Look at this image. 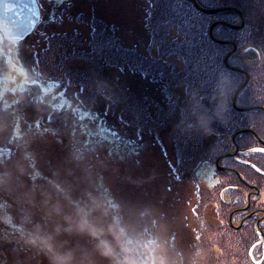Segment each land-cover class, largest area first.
I'll list each match as a JSON object with an SVG mask.
<instances>
[{
	"label": "rangeland",
	"instance_id": "obj_1",
	"mask_svg": "<svg viewBox=\"0 0 264 264\" xmlns=\"http://www.w3.org/2000/svg\"><path fill=\"white\" fill-rule=\"evenodd\" d=\"M37 1L41 19L29 36L14 44L0 31L2 44L7 46V58L4 53L0 61V264H56L57 254L63 256L55 247L61 248L68 237L53 232V223L41 218L43 214L54 217L50 195L57 193L53 185L41 182L42 176L47 177L43 168L47 169L42 165L45 162L50 163L52 177L60 173L66 179L65 189L60 191H97L101 197L98 202L103 201L100 205L107 206L97 210L94 227L86 226L83 245L79 244L84 259L80 257L77 262L75 254H68L65 255L69 258L67 264L70 261H75L74 264H248L247 253L251 252L253 243L246 244L242 238L251 235L253 223L247 232L240 234L231 230L226 237L229 220L226 221V217L230 211L226 212L223 202L226 194L221 188L225 174L218 161L221 158L220 165H226V153L231 149H226L227 141L224 145L214 144L220 140L222 120L226 122L232 114L241 116L236 126L259 129L264 112L252 106L257 103L264 109V93H256L257 85L264 84V56L253 55L258 59L254 65L260 63L255 72L251 68L254 65L238 60L237 51L229 59L232 66L248 72L252 84L255 83L246 85L237 96L239 107L242 101L254 110L241 111L234 107L236 111L245 112L239 115L232 105L235 92L245 80L244 75L231 70L235 74L230 75V84H226L229 72L226 68L222 75V64L232 47L217 45L204 32L216 21L239 24L238 15L234 12L235 15L225 12L210 15L197 9V42L192 44V53L186 57L184 49L179 48L178 59L168 48L161 51V56L164 52L171 54L176 64L172 81L177 80L178 86H187L193 95L185 99L189 106H180L178 110L180 124L175 125L172 116L166 115L164 110L159 124L156 119L159 104L151 110L150 97L154 100L160 86L155 94L145 97L148 90L154 91V86L132 72L131 58L122 60L111 55V52L123 58L132 55L138 49V39H144L137 32V28L141 32L142 16L137 3L140 0ZM144 2L152 5V9L159 7L157 0ZM200 2L207 8L240 9L246 21L244 28H264V0H247L241 7V0ZM175 3L176 0L169 3L168 11L173 10ZM178 10L176 8L174 13ZM47 13L53 16L48 17ZM95 17L106 21L100 23L109 29L108 37L96 33L100 27L95 24ZM171 23V28L176 27L179 20L173 19ZM114 24L118 30L115 34L120 35H115L116 39L111 36ZM178 26V35L176 28L165 33L164 46L168 47L169 42L175 45L185 38L189 48L192 37L187 34H191L189 23L184 24L183 18ZM220 26L214 32L218 38L226 40V35L237 38L240 47L254 42L264 52V29L263 34L253 29L256 35L251 36L247 29L230 34ZM226 41L236 43L231 39ZM24 71L25 82L16 75ZM154 72L153 78L156 77ZM18 87L27 91L18 92L21 89ZM30 93L33 95L28 96ZM22 104L27 105L24 111ZM48 104L60 112L59 116L55 115L58 118L55 125L47 120L50 119ZM189 113L200 121L197 135L189 133V122L181 119ZM142 115L145 120L140 121ZM230 120L234 121L233 117ZM255 145L253 141L248 143L246 151ZM245 155L247 162L258 164L257 154ZM194 171L193 178L180 181L182 172L193 174ZM243 171L248 180L257 179L251 167H243ZM211 173L217 178L207 183L205 178ZM218 178H221L220 183L216 182ZM258 184L262 190L258 191L262 192L261 200L253 201V205L263 207L258 210L260 215H256L264 217V178ZM36 185L39 190H35ZM198 187L204 192L195 208L205 209V216L211 222L209 229L201 217L193 216L192 193ZM242 197L240 206L244 205L245 195ZM198 203L202 207L199 208ZM7 210L11 218L5 219ZM91 228H94L95 238ZM39 231L44 236L41 241L46 242L42 251L36 250L32 243L41 237ZM87 241L93 243L89 249L85 248ZM244 244L251 249L245 250ZM258 247V258L252 261L261 263L264 247L261 244Z\"/></svg>",
	"mask_w": 264,
	"mask_h": 264
},
{
	"label": "trees",
	"instance_id": "obj_2",
	"mask_svg": "<svg viewBox=\"0 0 264 264\" xmlns=\"http://www.w3.org/2000/svg\"><path fill=\"white\" fill-rule=\"evenodd\" d=\"M142 1L143 0H140V2H137L139 9L141 10V11H139L140 17L142 16L141 17V27H140L141 32H140L139 28H137V32L144 39H142V40L138 39V49H135V51L133 52L132 55H126L123 58V56L115 54L116 52H114V53L111 52V55L113 57L112 56H110V57L116 58V59L120 58L122 60H125L126 58H129V59L131 58L129 61H130V64L134 68L132 70V72H134V74H136L139 77L145 78L146 81L148 82V84H151V86L152 85L155 87L160 86V88L158 89L157 96L154 98V100H152L150 97V101H151L150 102V109L151 110L154 109L156 103L159 104L158 105V107H159L158 116L156 118L157 121L159 122V124H161V122L163 121V119L160 118V117H162L160 115V113L163 110L166 112L165 113L166 115L169 114V116H172L173 122H175V125L178 123L180 124V118H179L178 110H179L180 106H183V107L189 106V103H187L186 100H189L190 95L192 96L193 94L190 92L191 89H188L187 86L186 87H184L185 85H179L178 86L177 80L172 81V79L175 78V77H172V70H174L173 66L176 65L172 59L173 56L171 54H165V52L161 56L160 53H161V51H165L166 48H168V50L170 49L171 51H173V53L175 54V56L178 59L181 56V52H180L179 48L184 49V53H185L186 57L192 53V51L194 50L192 47V44L194 42H197V38H196L195 33H196V27L199 23V17L197 15L198 10L195 7V5L193 4L192 0H176L177 3L172 4L173 5L172 11H168L170 9H168L167 6H169L171 8L169 3L173 0H157L158 1L157 5L159 7H155L153 9L151 8L152 5L148 6L147 4H145L146 2L142 3ZM198 1L200 2V0H198ZM245 1H247V0H241L240 7L243 5L242 3H244ZM140 4H142V5H140ZM201 5L204 6V4H201ZM176 8H179L180 11L178 10L177 13H174ZM153 13H156V14H153ZM225 13L228 15H235L232 12H225ZM183 18H184V24H186L188 26V23H189L190 27H188V28L191 29V31H190L191 34L187 33L190 36H192L191 37V45L189 47L190 52H189V48L186 47V39L185 38L180 40L179 42H177L175 44L177 46H175L169 42V46L166 47V45L164 46V43H163V37H165V35H166L165 33L167 31H169L173 28H176V30H177L176 34L178 35L180 33V26H178V24L181 23ZM93 19H95V21H96L95 24L97 23L99 25L100 31L101 30L105 31L104 33H102L96 29V31H97L96 33H101V35L108 37L107 33H109V29L100 23V22L105 23L106 21L103 19L97 18V17H95ZM173 19H178L179 23L176 24L177 25L176 27L171 28L172 27L171 21ZM245 23H246V21H245ZM116 27L117 26L114 24L113 25V34L111 35L113 39H116L115 35H118V34H115V32L116 33L118 32ZM245 27H246V25H245ZM208 28L209 27H206V29H204V32L208 33L209 34L208 38L213 40L210 36V30H209L210 28L209 29ZM220 28H224L230 34H237L240 32H244L247 29V30H249L248 34L251 36L256 35V33H254V34L252 33L253 29H256V31L260 30L261 34H263V29H264L262 27H259V28H244L243 27V29H241V30H234V29H230V28H227L224 26H220ZM137 32H135V33H137ZM118 36H120V35H118ZM145 39H146V42H145ZM229 39H231L237 43V38L228 37L226 35V40H229ZM144 43H145V45H144ZM162 43H163V45H162ZM251 43L252 44H247L244 47H240L239 44L237 43L239 48H238L237 52L235 53V56L238 58V60L239 61L241 60L242 62L244 60L248 64V66L254 65V64L248 63L246 61V59L250 60V61H256L257 58L253 57V55H257V57H258L259 53H260V55L262 54L261 56H264V52H263L262 48L254 42H251ZM182 44H185V46L183 47ZM216 44L218 45L219 43H216ZM9 45H10V43H9ZM117 45L119 46L120 42H117ZM141 46L143 48H141ZM226 47H228V46L226 45ZM243 50H245V51L242 52ZM156 52H159V54L157 55ZM248 54H250V55H248ZM235 56H234V58H235ZM154 62H157V63L154 64ZM259 64L260 63H258L257 66L254 65L255 67H251L254 72L256 71L255 69H258ZM222 68H223V70H222L223 71L222 75H223L227 70L225 64H222ZM23 70H25V69H23ZM151 70L155 71L154 72L155 76H156L155 78H153L151 76V74H153L152 73L153 71H151ZM180 70H182V69H180ZM227 72H229V73L228 74L226 73V78H227L226 84H230V81H229L230 77H231L230 75L233 72L230 70H227ZM233 74H235V73H233ZM16 75L17 76L20 75L23 79L22 81L25 82V79L27 77V74L25 73V71L20 72ZM260 75L263 76L262 74H260ZM176 77L178 79V76H176ZM206 83H208V86H209V81H207ZM254 84H252V85H254ZM25 86H27V85L25 84ZM23 87H18V88H21L20 90H18V92L23 91V94H24L27 90L24 89ZM18 88H16V89H18ZM162 88H163V93H162ZM152 94H155L154 91L149 92V90H148V92L145 94V97L146 96L149 97ZM31 95H33V94L30 93L28 96H31ZM62 100L63 99H61V101ZM173 100L176 102H174ZM219 105H216L215 107H217V109H219ZM215 107H213V108L215 109ZM21 109L23 111L26 110L27 105L25 106V104H22ZM232 109L234 112H236L239 115L245 114L243 112L236 111V109L234 108L233 105H232ZM48 110H49L48 114H49L50 119H47V120H50V124L55 125V122L58 121V118L55 117V115L59 116L60 112L53 110L51 108V106L49 107ZM188 111H190V108H188ZM37 112L38 111L34 112V114H36ZM185 116L190 118V120L186 119V117L181 118L182 121L189 122L188 123L189 127L187 128V130H189L191 128L189 133L193 132V134H196L197 131L201 128L200 121H198L197 118H193L190 113H189V115H185ZM231 117H233L235 122L230 120ZM240 117L241 116L234 117V115L232 114V115H230V117H228V119L226 118V122L224 120H222L221 124H223V128L220 127L219 129H222L220 134H224L225 136H222L218 133L220 140L218 142H216L214 144V146L217 145V143L224 145L225 142L227 141L226 149H232L231 148L232 147L231 141H229V139H227L226 136L228 135L231 137L237 131V129L240 128L239 126H236V121H238V119H239L238 122H240L242 120ZM141 119L145 120L144 115H142V118H139L140 121H141ZM243 120L246 121L247 118H244ZM192 127H194L195 129H192ZM83 129H86L85 126L83 127ZM208 131L210 133H213V130H208ZM188 137H189V135H188ZM197 139H199V137ZM250 153L254 154L252 152H250ZM250 153H246V154H250ZM228 160H231V158ZM42 165L47 169V170H45L43 168V171L46 173L47 177L44 178L41 175L42 176L41 182H43L44 184H46L50 187L53 185L52 187L57 189V193L50 195V197L52 199L49 198L52 201V207L50 209L53 210L52 215L54 217L51 218L50 214L49 215L43 214V216H41V218L44 217V218H46V220L51 221L53 223V227H52L53 232H55L58 235L64 236V237L65 236L68 237V238L65 237L67 240V243H65L63 246H61V248L58 246L55 247L56 251L61 252L63 254V256L61 254H57L58 258H60L59 255H61L62 258H65V255L67 256L68 254H75L77 257L76 261L78 262L80 257L82 259H84L83 255L81 256V250L79 249V244L83 245V241H84L85 235L87 233L86 226L89 227V226L93 225V227H94L95 225L93 224V222H94V219H97V210L103 209L104 206H105V208H107V206L104 204L100 205L101 202L103 203V201L98 202V200H101V197H100V193H97V191H60L61 189L62 190L65 189L64 185L66 183L65 182L66 179L64 178L63 174L59 173L54 178V177H52V175H54V174L51 172L53 170L50 167V163L45 162ZM49 178L52 179V181ZM45 189H49V188L45 187ZM45 189L43 191H46ZM35 190H39L37 185L35 186ZM37 193H38L37 195L39 196L40 191H37ZM40 197H41V195H40ZM45 201L47 203V200H45ZM200 201H202V200H200ZM198 204L200 205L201 203H198ZM206 204H207L206 206L208 207V203H206ZM44 207L46 209H48L47 206H44ZM200 207H202V206H200ZM92 211L94 213H92ZM192 212H193V214H194L193 216L195 218L201 217L203 222L206 224L207 229H209L211 222L205 216V214H206L205 209H203V207H202V209H196L195 208ZM211 212H212V210H211ZM111 213H112V211H111ZM227 213H226V215H227ZM4 215H5L4 216L5 219L11 218V217H9L8 210L6 212H4ZM120 217H121V215L118 216V218H120ZM54 219H56L57 222L56 221L53 222L52 220H54ZM227 220H228V218L226 217V221ZM254 221H255L254 219H251V221H250L251 223L249 224V227H246V228L249 229L250 225L252 223H254ZM82 223L85 224V227L83 230H81V228H80V225ZM261 228L264 231V227H261ZM91 229L93 231L92 236H93V238H95L94 228H91ZM248 229H245V231L238 230V233H240V234H242L243 232L245 233L248 231ZM231 230L234 232H237V230L232 229L229 226V223L226 222V237H227L228 233L230 234ZM38 234H40L41 237H39L38 240L35 239L37 241V243L34 244L35 245L34 248L36 250H38V248H39L40 251H42V248L45 244L44 243L45 241H41L42 237L44 238V236L42 235L43 232L39 231ZM242 239H243L244 243H246V244L254 243V241H255L254 239L258 240L257 233L254 230L253 231L251 230V235L246 236ZM92 244L93 243L91 241H87L85 248L89 249ZM65 245H66V249L64 251ZM244 248H245V250L250 249L249 246L245 245V244H244ZM138 252H140V251H138ZM234 253H236V252H234ZM93 255H94V253H93ZM248 259H250V258L248 257ZM70 262H69V264H74L75 261L74 262L70 261ZM237 264H239V263H237ZM244 264H247V263H244ZM248 264H257V263L253 262L250 259V262H248ZM261 264H264V261Z\"/></svg>",
	"mask_w": 264,
	"mask_h": 264
},
{
	"label": "flooded vegetation",
	"instance_id": "obj_3",
	"mask_svg": "<svg viewBox=\"0 0 264 264\" xmlns=\"http://www.w3.org/2000/svg\"><path fill=\"white\" fill-rule=\"evenodd\" d=\"M48 1H50V0H48ZM64 1H67V2L71 1L73 3V0H64ZM52 2H55V0H52ZM47 14H48V17L51 15L53 16V14H49V13H47ZM82 15H83V13H82ZM79 16H80V13L77 14V17H79ZM1 44H2V38L0 39V61L4 59V53H5V56L7 58V54H6L7 49L5 48L7 46L5 44H2V46H3L2 47ZM10 47H13V45H10ZM229 63L231 64L230 60H229ZM226 68L228 69V67H226ZM228 70H230V69H228ZM243 77L245 78V76H243ZM251 81H252L251 76L249 75V80H248L247 86H250V84H252ZM156 89H157V87L154 86V93L157 92ZM256 89L258 90L256 93L264 92V84L259 83L257 85ZM237 100L239 101L238 97H237ZM238 101H237V103H238ZM241 104H242V107H240V108H248L247 106H245L242 103V101H241ZM256 104L257 103H255L252 107H258V109L260 111L264 112V110L261 109V106H258ZM259 105H261V104H259ZM250 110H254V109H250ZM243 113H245V112H243ZM261 115L264 116V113H261ZM260 123L261 124L259 125V129H257V130L253 129V127H249V129L254 131L256 133V135H254L250 132H242L243 130L247 129V128H245V125H243L239 129H237V131L230 138H228L229 141H231V144H232L231 148L232 149L230 150V152H227L226 155H228L230 153H232L233 155L226 156V165H223V167L220 165L221 159H219V161H218L219 166L224 170V174H225L224 175L225 178H223L224 187L221 188V190H223L224 191L223 193L226 194V199L225 200L223 199L224 204H226V212L230 211L229 217H228L229 226L232 229H235L237 231L238 230L245 231V229H248L246 227H249V224L251 223L250 222L251 219L255 220L253 223V229L257 233V237H258L257 241L258 242L253 243V248H252L251 252L249 251L250 253H247L248 257L251 260L255 259L257 257L256 256L257 255L256 250H257V248L259 249V247H258L259 244H261V247L262 246L264 247V236H263L264 231H262V228H261L262 225L264 224V217L258 216V215H260V212L258 210H262L263 207H255L253 205V201H257L258 199L261 200L260 197L262 195V192H258V191H262V190H261V187L258 183H261L263 181V178H264V119L263 118H262V121ZM205 140H206V138H205ZM252 141L255 142L256 145L251 146L252 148H249V149H258L257 151L252 152V153L258 155V157H259V159L257 160L258 164L249 163L245 159V156H246L245 151H246L247 145H248V143H250ZM230 158H231V160H228ZM224 159L225 158H223V162H224ZM247 166L251 167V169L257 175V179H255L254 181L250 180V179L248 180L247 179L248 177H246L247 175L243 171V167L246 168ZM195 171H197V169ZM195 171L193 172V174H192V172H189L188 174H186L185 172H182L183 176L180 177V181L183 182L184 178H186V180H188V178H193L194 173H196ZM216 178L217 177L214 176V173H211L205 178V180L208 183L209 181L210 182L213 180L215 181ZM220 179L221 178H218V180L216 182L220 183ZM216 182L211 185V187H210L211 191H214V185L216 184ZM203 190L204 189H202V188L199 189V187L195 188L193 190L192 199H193L194 203L192 205V211L194 210L195 205H197V202H200V200H202L201 198L203 197V192H204ZM242 195H245L244 205L240 206L239 202H243L242 201V199H243ZM186 201H188V200H186ZM200 206H202V205H199V207ZM249 214H250V216H248ZM256 214H258V215H256ZM230 218L233 219L232 222L230 221ZM237 219H239V221H237ZM259 219L261 221H258ZM235 222L237 223V225H235L236 224ZM256 222L257 223L259 222V226H256V224H257ZM225 241H226V238H225ZM263 260L264 259H262V261ZM253 262H255L257 264L262 263V262L259 263L256 261H253Z\"/></svg>",
	"mask_w": 264,
	"mask_h": 264
},
{
	"label": "water",
	"instance_id": "obj_4",
	"mask_svg": "<svg viewBox=\"0 0 264 264\" xmlns=\"http://www.w3.org/2000/svg\"><path fill=\"white\" fill-rule=\"evenodd\" d=\"M195 7L205 14H217L220 12H234L238 15L240 23L239 24H231L225 21H216L213 22L210 27V36L216 43L231 45V52L225 57L224 63L228 69L240 72L245 76V80L243 84L239 87V89L235 92L234 95V107L239 110H250L252 108H240L237 105V96L241 90L245 88L249 80V74L245 70H242L238 67H234L229 63L230 57L237 51L236 43L232 41H226L218 38L215 35V28L224 25L230 29L240 30L245 25L244 15L240 9L235 7H221V8H207L201 5L198 0H192ZM41 19V9L37 0H0V31L4 34L6 39L14 42L16 44L20 40L25 39L29 36L35 29L36 25L39 23ZM243 50L242 52H244ZM258 58H260V53L258 54ZM258 60V59H257ZM246 61L250 64H255L257 61ZM258 108V107H253ZM261 109H263L261 107ZM264 110V109H263ZM242 132H250L254 135L256 133L252 130H243ZM258 149H249L245 151V153H250L257 151ZM232 153L226 155L231 156ZM224 157V156H223ZM221 159V158H220ZM259 226V222L256 224Z\"/></svg>",
	"mask_w": 264,
	"mask_h": 264
},
{
	"label": "clouds",
	"instance_id": "obj_5",
	"mask_svg": "<svg viewBox=\"0 0 264 264\" xmlns=\"http://www.w3.org/2000/svg\"><path fill=\"white\" fill-rule=\"evenodd\" d=\"M84 227H85V224L82 223L80 225L81 230H83ZM32 243L35 244V243H37V241L36 240H33ZM44 243H46V242H44ZM49 250H50V248H49ZM68 259L69 258H57L56 264H67Z\"/></svg>",
	"mask_w": 264,
	"mask_h": 264
}]
</instances>
